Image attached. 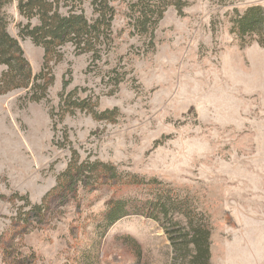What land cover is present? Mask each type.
Wrapping results in <instances>:
<instances>
[{
    "label": "rangeland",
    "instance_id": "374dc122",
    "mask_svg": "<svg viewBox=\"0 0 264 264\" xmlns=\"http://www.w3.org/2000/svg\"><path fill=\"white\" fill-rule=\"evenodd\" d=\"M173 2L110 0L115 15L99 59L66 44L49 63L46 100L28 102L23 90L0 96V264H188L191 246L170 238L189 221L210 231L208 264H264V38L240 39L233 29L235 12L264 10V0H181L180 12ZM78 8L95 18L90 0ZM148 10L163 13L144 33L134 20ZM4 12L37 75L43 49L19 36L27 20L17 0ZM76 89L70 103L87 109L60 110V95ZM90 109L111 114L96 120ZM74 151L79 162L115 167L120 184L155 183L120 187L122 197L152 199L157 188L176 208L161 221L140 213L107 226L101 215L118 191L80 187L42 224H24Z\"/></svg>",
    "mask_w": 264,
    "mask_h": 264
},
{
    "label": "trees",
    "instance_id": "16d2710c",
    "mask_svg": "<svg viewBox=\"0 0 264 264\" xmlns=\"http://www.w3.org/2000/svg\"><path fill=\"white\" fill-rule=\"evenodd\" d=\"M12 1L0 0V66L5 68L0 75V96L14 90H23L26 91L25 98L28 102L39 103L46 100L47 91L53 83L49 63L60 60L58 48L71 44L77 53L92 54L94 59H99L100 51L110 35L115 12L109 4L110 0H90L95 15L92 20H88L84 12L78 8L81 0H17L18 13L27 20L25 25L19 26V36L28 38L35 46L43 49L42 69L40 73L34 75L19 42L7 30L9 17L5 14L4 8ZM136 3L142 4L141 0H136ZM171 5L180 12L183 4L181 0H175ZM61 8L66 10L65 13H60ZM148 11L150 15L140 13L134 20V28L144 33H148V25L153 27L156 25L163 13V10L155 14ZM33 18L38 20L35 26L31 24ZM233 29L240 39L255 35L264 38V10L259 6H252L242 13L235 12ZM151 37L152 31L150 32ZM257 43L264 47V42L258 41ZM68 85L69 81H63L62 90L65 91ZM76 92L77 89L66 95L64 93L60 95V110L63 107L68 108L69 105H75L81 110L87 109L86 101L70 103L71 96ZM88 111L96 120H105L111 114L107 111L97 113L92 109ZM154 185V181L144 182L135 177L120 184L115 167L100 162H79L78 155L74 151L66 170L57 178V186L44 197L40 205L32 206L22 221L27 225L30 219H33L37 221V224H42L47 214L52 211L50 207L53 203L57 201L63 206L70 197L76 195L80 187L89 191L103 188L118 191L119 196L111 198L106 203V209L101 215L102 222L107 226L113 225L128 215L140 213L161 221L176 208L171 201L169 191L159 192L157 188H153L151 191H157L158 194L152 199L141 201L122 197V193L119 192L121 190H118L120 187L146 186L152 188ZM2 198L3 196L0 197ZM25 200L28 205L27 199ZM209 237L210 231L205 225L201 223L193 225L189 221L187 232H177L170 239L174 247L178 240L185 247L191 246L186 255L189 260L188 264H208L210 259Z\"/></svg>",
    "mask_w": 264,
    "mask_h": 264
}]
</instances>
